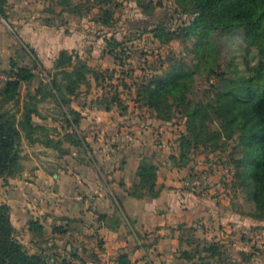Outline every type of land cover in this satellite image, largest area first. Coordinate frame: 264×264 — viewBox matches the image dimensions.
Instances as JSON below:
<instances>
[{
	"label": "crops",
	"instance_id": "1",
	"mask_svg": "<svg viewBox=\"0 0 264 264\" xmlns=\"http://www.w3.org/2000/svg\"><path fill=\"white\" fill-rule=\"evenodd\" d=\"M71 107L82 116L80 142L26 144L20 171L0 178V204L29 252L50 264H218L202 249L216 243L224 249L221 264L251 263L238 235L264 218L240 213L211 153L175 163L177 127L147 110L122 113L80 100ZM124 131L130 139L119 145ZM142 160L156 166L155 195L147 188L130 194ZM193 169L208 173L202 188L184 184ZM31 221L39 231L29 229Z\"/></svg>",
	"mask_w": 264,
	"mask_h": 264
},
{
	"label": "rangeland",
	"instance_id": "2",
	"mask_svg": "<svg viewBox=\"0 0 264 264\" xmlns=\"http://www.w3.org/2000/svg\"><path fill=\"white\" fill-rule=\"evenodd\" d=\"M3 5L5 13L0 15V86L10 75V60L33 68L36 76L21 84L17 103L9 101L2 106L15 111L31 97L38 108V113L32 114L33 121L44 127L37 134L45 137L54 131L61 132L57 139L60 144L65 141L74 146L80 142L76 134L78 125L68 124L63 115L71 103L77 100L94 102L102 96L116 94L127 107L125 111L117 109L118 112L140 108L147 110L156 120L177 127L178 149L176 155L171 156L179 164L178 138L185 132L184 114L178 107H173L172 118H157L152 109L135 100L136 85L147 82L150 75L166 68L168 60H181L192 72L184 80L188 86L184 90L185 100L205 102L213 89L222 84L215 73L225 72L226 76L233 78L247 76L259 60L256 48L245 44L242 29L234 30L229 36H220L211 42L210 50L205 53L194 49L197 44L195 36L160 42L152 31L156 22L163 20V27L173 30L189 24L194 17L192 13L184 12L176 0H5ZM103 10L109 12L106 22L103 21ZM62 49L71 55L72 60L68 65L57 66L56 58ZM54 80L68 95V102L64 105L58 101ZM72 80L76 81L74 92L68 93L66 85ZM173 92H177L176 88ZM168 98L170 101L171 97ZM207 123L212 129L219 127L217 118L212 117ZM122 136L119 145L130 139L126 131ZM29 143L34 142L21 137L20 153ZM232 145L231 140L225 143L219 140L215 148L200 143L198 148L189 152L187 162L196 152L201 155L211 153L210 162L213 168L223 171L233 202L250 211L253 203L247 198V190L233 184L234 171L229 156L239 155L240 146L232 150ZM197 175L203 177L200 186L189 187L187 182ZM183 180L187 188L199 189L207 182L208 173L193 169ZM240 234L244 235L250 264H264V219L262 225H250L238 236Z\"/></svg>",
	"mask_w": 264,
	"mask_h": 264
},
{
	"label": "trees",
	"instance_id": "3",
	"mask_svg": "<svg viewBox=\"0 0 264 264\" xmlns=\"http://www.w3.org/2000/svg\"><path fill=\"white\" fill-rule=\"evenodd\" d=\"M176 1L184 12L192 13L194 17L189 24L173 30H166L162 25L163 20L156 22L152 31L160 42L195 36L197 44L194 49L205 53L210 50L211 42L220 36H229L234 30L242 29L245 44L256 48L259 60L247 76L233 78L226 76L225 72L215 73L222 84L213 89L205 102L185 100L184 90L188 86L184 80L192 72L181 60H168L166 68L150 75L147 82L136 85L135 100L152 109L160 119L172 118L173 107H178L184 114L185 132L178 138L179 164H185L189 152L198 148L200 143L215 148L219 140L222 143L231 140L232 150L240 146L239 155L229 156L234 171L233 184L247 190V198L252 201L253 208L239 211L261 219L264 217V0ZM4 3L5 0H0V15L5 13ZM103 13V21L106 22L109 12L103 10ZM71 60V55L62 49L55 64L65 66ZM209 71L212 70L209 68ZM9 73L0 86V178L20 171L19 143L22 136L29 142L42 141L53 146L59 143V140L53 141L48 136L42 138L37 134L44 127L33 121L32 114L38 113V108L31 97L29 101H23L20 107L17 106L15 111L2 106L9 101L17 103L21 84L30 82L36 76L33 68L17 65L13 60H10ZM74 84L76 81L72 80L66 85L68 93L74 92ZM175 88L177 92L171 93ZM54 90L61 105L68 102V95L55 80ZM94 102L105 110L116 108L125 111L127 108L116 94L102 96ZM63 115L68 124L77 127L80 118L78 111L68 107ZM212 117L219 120L218 129L209 127L207 120ZM155 171V164L142 160L136 171L138 181L130 194L140 196L142 189L147 188L155 195ZM40 228L35 221L29 224L32 231H39ZM202 249L208 253V257L221 264L224 252L221 244L209 243ZM0 264H50L42 254L29 252L18 240L6 204H0Z\"/></svg>",
	"mask_w": 264,
	"mask_h": 264
},
{
	"label": "built area",
	"instance_id": "4",
	"mask_svg": "<svg viewBox=\"0 0 264 264\" xmlns=\"http://www.w3.org/2000/svg\"><path fill=\"white\" fill-rule=\"evenodd\" d=\"M203 177L202 176H193L189 182H187V185H189V187L191 188H196L198 186H200L201 182H202Z\"/></svg>",
	"mask_w": 264,
	"mask_h": 264
}]
</instances>
